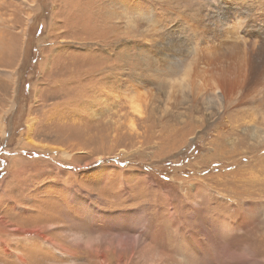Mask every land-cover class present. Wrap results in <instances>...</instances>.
<instances>
[{
    "label": "rangeland",
    "instance_id": "1",
    "mask_svg": "<svg viewBox=\"0 0 264 264\" xmlns=\"http://www.w3.org/2000/svg\"><path fill=\"white\" fill-rule=\"evenodd\" d=\"M246 41L264 0H0V264H264Z\"/></svg>",
    "mask_w": 264,
    "mask_h": 264
},
{
    "label": "bare ground",
    "instance_id": "2",
    "mask_svg": "<svg viewBox=\"0 0 264 264\" xmlns=\"http://www.w3.org/2000/svg\"><path fill=\"white\" fill-rule=\"evenodd\" d=\"M22 3L25 6H28V3L26 1L25 2L22 1ZM34 20L31 21L33 22ZM237 45H243L245 47V49L247 50V52L245 53L246 55L244 54L241 57H239V64L237 65V68L234 72L230 74L229 72H223V74L218 76L215 80V83L218 86L217 88L221 90V94H222L221 98L224 99L226 97L225 96L226 90L234 89L235 84L237 83L236 81L238 82L240 81V84L245 88H247V85L253 83L260 76V74L264 72V53H263L264 50L262 51L261 50L262 48L258 47L260 43L255 42L252 46L248 43V41H246L244 44L236 43L235 46L233 45L234 53H235V48L236 49L239 48V46ZM229 58H231V55L229 56ZM191 90L198 96V91L194 87H191Z\"/></svg>",
    "mask_w": 264,
    "mask_h": 264
}]
</instances>
